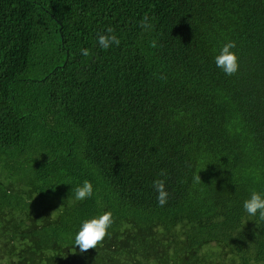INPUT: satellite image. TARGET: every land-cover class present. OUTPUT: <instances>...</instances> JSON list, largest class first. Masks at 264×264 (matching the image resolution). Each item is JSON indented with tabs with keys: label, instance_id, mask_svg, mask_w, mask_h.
I'll list each match as a JSON object with an SVG mask.
<instances>
[{
	"label": "trees",
	"instance_id": "trees-1",
	"mask_svg": "<svg viewBox=\"0 0 264 264\" xmlns=\"http://www.w3.org/2000/svg\"><path fill=\"white\" fill-rule=\"evenodd\" d=\"M229 40L231 76L215 64ZM253 191L264 0H0V264H264ZM105 211L108 236L81 254L75 235Z\"/></svg>",
	"mask_w": 264,
	"mask_h": 264
},
{
	"label": "clouds",
	"instance_id": "clouds-1",
	"mask_svg": "<svg viewBox=\"0 0 264 264\" xmlns=\"http://www.w3.org/2000/svg\"><path fill=\"white\" fill-rule=\"evenodd\" d=\"M141 26L146 30L152 27L147 16L141 21ZM97 43L102 49L107 50L113 45L119 46L120 39L115 35L113 28L109 27L105 33L98 35ZM151 46L157 47V42L153 40ZM236 46L235 41L229 40L222 45L219 53L215 56L216 66L229 76L236 74L240 68V58L235 51ZM81 54L88 56L89 50L81 49ZM160 78L167 79L164 75H161ZM159 175L161 177L166 176L165 170L162 169ZM193 182L194 184H199L201 182L200 175H196L193 178ZM153 187L158 194V204L163 207L167 203L169 196L165 180L159 178L154 180ZM93 191V184L85 180L74 189L75 200L82 201L88 199L93 195ZM243 209L250 217H257L258 215V219L264 221V193L253 191L250 197L243 202ZM51 218L53 220L56 219L54 213L51 214ZM113 223L114 217L111 211H105L99 216L85 220L75 235L74 248H78L81 254L90 249H96L102 245L104 239L108 236V230ZM73 253L75 254L76 251H73Z\"/></svg>",
	"mask_w": 264,
	"mask_h": 264
}]
</instances>
